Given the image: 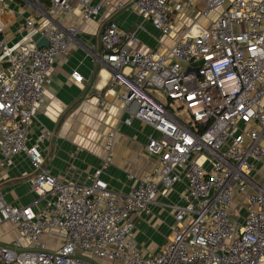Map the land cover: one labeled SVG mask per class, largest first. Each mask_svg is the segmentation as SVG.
<instances>
[{
    "label": "built area",
    "instance_id": "obj_1",
    "mask_svg": "<svg viewBox=\"0 0 264 264\" xmlns=\"http://www.w3.org/2000/svg\"><path fill=\"white\" fill-rule=\"evenodd\" d=\"M8 3L32 15L12 42ZM160 33L155 50L138 51V32L109 21L99 35V61L120 96V125L152 130L145 146L158 166L123 198L104 180L107 157L86 183H64L46 167L40 145L28 147L52 79L78 31L58 20L79 9L85 21L104 7L92 0H0V168L26 153L37 200L9 205L0 191V217L20 241L0 243V264H264V0H128ZM125 3L113 8L122 10ZM186 25L175 32L183 14ZM216 16L214 19L213 16ZM210 20L208 24L200 21ZM47 39L49 46L37 48ZM72 78L81 83L75 72ZM160 92L165 105L154 96ZM185 112L186 122L174 105ZM130 178L133 177L130 175ZM186 182L184 205L174 206L172 238L156 256L137 247L133 215L149 213L160 194ZM237 208V210H235Z\"/></svg>",
    "mask_w": 264,
    "mask_h": 264
},
{
    "label": "crops",
    "instance_id": "obj_2",
    "mask_svg": "<svg viewBox=\"0 0 264 264\" xmlns=\"http://www.w3.org/2000/svg\"><path fill=\"white\" fill-rule=\"evenodd\" d=\"M120 2L125 3L126 7L115 10L113 7ZM127 2L128 0H92L94 5L104 6L96 19L85 21L81 11L76 8L58 20L64 30L76 29L78 33L69 54L58 59L51 70L52 83L29 129L27 142L28 147L40 145L46 167L62 182L86 183L107 157L105 146L108 135L115 132L111 165L103 178L119 198L127 195L137 185V180L143 179L158 166V160L145 152L152 130L140 122L131 127L120 125V120L125 117L120 96L125 89L111 83L108 66L98 59L99 35L111 20L124 30L135 31L142 26L144 31L137 34L139 40L143 34L156 43L161 38L160 33L149 22L138 18ZM10 4L8 3L5 15L9 24L6 32L9 39L16 42L20 38L16 35L17 31L32 13L21 18L20 8ZM188 17L193 15H181L176 32L186 25ZM215 17L214 15L212 18ZM200 22L208 24L210 20L202 19ZM149 27L157 36L153 35ZM174 38L175 34L166 43L170 42L172 45ZM158 47L156 45L149 49L138 44L136 48L144 52ZM75 72L83 77L81 83L72 78ZM32 177L33 167L26 153L13 157L0 168V191L9 205L24 207L37 200L32 192ZM185 191L186 182L178 183L167 195L158 196L149 213L131 217L137 247L146 257L159 254L172 238V228L176 224L173 207L184 205L182 196ZM14 229L20 239L15 227ZM97 264L123 263L99 260Z\"/></svg>",
    "mask_w": 264,
    "mask_h": 264
},
{
    "label": "rangeland",
    "instance_id": "obj_3",
    "mask_svg": "<svg viewBox=\"0 0 264 264\" xmlns=\"http://www.w3.org/2000/svg\"><path fill=\"white\" fill-rule=\"evenodd\" d=\"M10 5H12V4H10ZM18 7H20V6H18ZM28 13L31 14L32 12L25 9V13H24V15L21 16V18H25V15ZM178 26L179 25H176V28ZM149 30L153 33L154 36H157V33L154 30H152L150 27H149ZM174 34H176V29L172 35L174 36ZM171 36L169 37V39L173 37V36L172 37ZM139 45L141 47H147L149 49H152L153 47H155L158 44L153 39H151L148 36H146L145 34H143V36L142 35L140 36ZM168 45H170V42L168 43ZM152 94L154 96H156L158 99H160L163 104H165V105L168 104V101L164 99L163 95L160 92H153ZM174 109L176 110L177 116L179 118L183 119L186 122L189 120V117L185 112L182 113L181 110H178V104L174 105ZM235 210H237V208H235ZM14 232H15V229H14L13 224L3 222V220L0 219V243L1 244L11 245V244H15L16 242L20 241V239H18V237L16 236V234Z\"/></svg>",
    "mask_w": 264,
    "mask_h": 264
},
{
    "label": "water",
    "instance_id": "obj_4",
    "mask_svg": "<svg viewBox=\"0 0 264 264\" xmlns=\"http://www.w3.org/2000/svg\"><path fill=\"white\" fill-rule=\"evenodd\" d=\"M49 46V43L47 41V39L45 38H42L38 43H37V48L41 49V48H44V47H48Z\"/></svg>",
    "mask_w": 264,
    "mask_h": 264
}]
</instances>
